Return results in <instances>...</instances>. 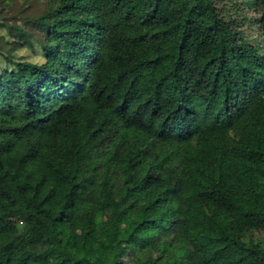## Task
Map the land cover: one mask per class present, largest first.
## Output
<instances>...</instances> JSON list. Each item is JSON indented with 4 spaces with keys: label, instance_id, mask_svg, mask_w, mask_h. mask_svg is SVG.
Masks as SVG:
<instances>
[{
    "label": "trees",
    "instance_id": "trees-1",
    "mask_svg": "<svg viewBox=\"0 0 264 264\" xmlns=\"http://www.w3.org/2000/svg\"><path fill=\"white\" fill-rule=\"evenodd\" d=\"M6 1L0 264H264V0Z\"/></svg>",
    "mask_w": 264,
    "mask_h": 264
},
{
    "label": "rangeland",
    "instance_id": "rangeland-1",
    "mask_svg": "<svg viewBox=\"0 0 264 264\" xmlns=\"http://www.w3.org/2000/svg\"><path fill=\"white\" fill-rule=\"evenodd\" d=\"M43 3L45 2V0H42ZM10 7V4L6 1V0H0V21L3 20L4 15L6 13V11L8 10V8ZM39 7V5H38ZM40 8V7H39ZM249 13V11H247V14ZM246 32H248V24H245V28ZM41 35L46 38L47 36V30L45 29V27L43 25H40L37 29ZM0 67H4L3 63H2V59L0 58Z\"/></svg>",
    "mask_w": 264,
    "mask_h": 264
}]
</instances>
